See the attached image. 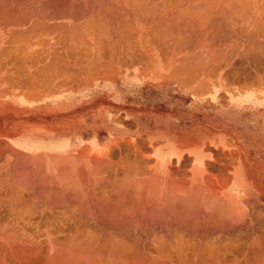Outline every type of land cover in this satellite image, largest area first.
I'll return each instance as SVG.
<instances>
[{
	"label": "bare ground",
	"instance_id": "obj_1",
	"mask_svg": "<svg viewBox=\"0 0 264 264\" xmlns=\"http://www.w3.org/2000/svg\"><path fill=\"white\" fill-rule=\"evenodd\" d=\"M258 26L264 27V0H0V89L12 92L20 104L24 94L81 91L137 72L139 63L142 66L157 56V44L172 40L181 45L189 39L205 38L211 31H219L223 43L241 40L242 47L246 45L244 40L249 42L245 47L249 53L259 45L253 48L252 44L264 38ZM226 48L220 52L227 57ZM218 56L220 60L221 54ZM214 67L215 71L219 69ZM185 69L192 72V68ZM127 144L129 154H133L132 144ZM134 147L141 151V147ZM48 148L43 144L30 155L13 151L12 160L8 159L13 170L10 185L6 183L11 173L6 175L4 169L8 168H2L6 177L1 183L6 181V188L3 184L0 187V264H264V243L259 239V244L254 245L257 237L249 232L251 225H246L245 216L230 204L225 207L222 201L215 209L216 192H212L215 210L208 212L209 208H205L206 199L213 195L211 189L209 197L203 198L207 202L203 214L208 210L206 215L215 211L214 216H219L214 219L212 215L213 224L208 225L205 220L196 222L193 216L186 218L189 213L199 216L202 212L199 201L197 205L194 201L202 195L200 191L194 199L193 193L187 198L185 192H176L182 182L171 185L174 177H164L158 168L159 171L149 170L151 163L143 161L140 151V157L135 152V159L125 154L121 161L113 162L108 157L110 152L107 156L87 157L77 151L68 152L66 144L53 145L49 152ZM127 159L132 160L131 165L124 169ZM8 160L2 165H7ZM23 167H27L25 172ZM169 174L173 176L172 171ZM238 223L242 224L238 228L244 232L242 238L250 233L245 237L250 243L242 239L245 246L242 244L241 249L239 245L236 249L231 246L237 245L233 238L240 237L234 234ZM199 230L200 233L189 232Z\"/></svg>",
	"mask_w": 264,
	"mask_h": 264
},
{
	"label": "crops",
	"instance_id": "obj_2",
	"mask_svg": "<svg viewBox=\"0 0 264 264\" xmlns=\"http://www.w3.org/2000/svg\"><path fill=\"white\" fill-rule=\"evenodd\" d=\"M256 29L264 31L262 26ZM215 32H209L207 38L201 39L200 36L195 41L189 39L182 46L172 40L165 41V47L160 44L162 47L159 48L160 45L157 44L154 46L155 51H158L157 56L142 66L139 63L137 72L100 82L101 85L98 83L81 91L40 95L37 93L35 96L24 94L21 105L12 92L0 89V100H3L0 101V163L10 158L12 160L14 152L30 155L32 152L37 153L36 149L43 144L49 147V152L53 145L59 143L66 144L70 148L68 152H78L77 154L87 157L93 154L107 156L110 152L108 157L117 162L125 157V152H130L124 147V144L130 143L134 152L131 154L132 158L135 159V152L138 154L140 151V148L134 147L137 145L141 147L139 154L147 153L145 155L150 158V162L153 161V166L165 176L170 175L169 172L176 164L186 166L197 180L200 189H196H211L210 192H216L215 194L217 191L221 192L222 198L232 208L243 211L246 225L249 223L252 226L256 222V225L259 223L258 225L263 226L264 38L259 39L261 43L258 41L252 44L253 48L259 44L256 50L247 53L245 47L247 48L249 42L244 40L243 44L246 45H241L242 47L241 40H224V44L220 40L219 31L216 35ZM226 44L231 47H223ZM225 48L227 57L220 52ZM218 60L225 62L219 63ZM183 64H193L198 69L200 66L199 70L194 67L199 73L195 72L192 65L188 67ZM214 66L219 69L215 71ZM180 67L184 70H180ZM185 68H192V72ZM209 71L213 73L209 75ZM13 101L18 103L13 104ZM139 154L138 157L141 156ZM11 160H8L7 165L0 164V187L2 184L6 186V181L1 182L7 173L11 174H8L9 183L7 181L6 184H11ZM2 168L8 169H4V172ZM222 177L224 178L219 181ZM262 226L261 237H264Z\"/></svg>",
	"mask_w": 264,
	"mask_h": 264
},
{
	"label": "rangeland",
	"instance_id": "obj_3",
	"mask_svg": "<svg viewBox=\"0 0 264 264\" xmlns=\"http://www.w3.org/2000/svg\"><path fill=\"white\" fill-rule=\"evenodd\" d=\"M126 145H127V146H126ZM124 147H125V148L127 147V150H129V151L131 152V149H130V147H128V144H124ZM130 152H125V154H127V156H129V155L131 156V154H129ZM140 154L143 155V157H144V154H142V153H140ZM145 157H147V158H145ZM145 157L143 158V161L145 162L146 160H148V161H146L147 163H146V162H145V163H146V164L151 163L150 160H149L150 158H149L148 156H145ZM130 159H131V157H130ZM130 159H127L126 161L124 160V164H123V166H125V165L128 166V164L131 165V161H132V160H130ZM140 159H141V158H140ZM138 160H139V159H138ZM141 160H142V159H141ZM141 160H140V162H141ZM143 161H142V163H144ZM126 162H127V164H126ZM143 165H144V164H143ZM149 165L152 167V169H151V167L148 166V165L146 166V168H145V166H143V167H144L145 169H147V170H148L147 167H150L149 170H151L152 172L158 170L155 166H153V163H151V164H149ZM126 166L124 167V169H126V168L128 169V167H126ZM141 166H142V164H141ZM175 166H176L177 169L175 168ZM179 166H180V167H179ZM141 168H142V167H141ZM141 168H140V169H141ZM179 168H181V169H183V170H181V169H179ZM173 169H174V171H173ZM173 169H171V170H172V174H173L172 177H171V175H167V176H164V177L167 178V177L169 176V177H168L169 179H172L173 177L176 178V180H175L174 178L172 179L175 183L172 182V180H171V185H174V184H175V186H177V184H179L180 181L182 182V183H180V184L178 185L179 187H177V189H176V187L174 186V188L176 189V192L179 191V192L181 193V195L183 194V192H185V193L187 194V195H186L187 198H189L190 196H193L194 194H196V196H197L198 194H200V193L202 194L201 196H200V195L198 196V199H199V200H198V199H196V200L194 199V198L196 197L195 195H194L193 198H192V199H194L195 203H196V201H197V202L199 201V204H198L199 207H198V208H199V210H202V212H200V215H199V216H198L197 214H196V215H193V214L189 213V214L186 216V218H187L188 216H191V217L193 216L192 218H193L196 222H200V223H201L202 221L205 220V222H206L208 225H212V224H213V222H212V215L214 216V212H215V211H212L213 214L211 213V215H210V213H208V215H206L208 210H207L206 212H204L205 214H203V210H205V209H203V208H204V205H206V203L208 202L207 204H208V205L210 204V205H209V207H208V205H207V207H205V208H207V209L209 208L210 211H208V212H211V209L215 210L216 207H218L217 205L220 204V201H222V203L224 202L223 204H226L225 207H227L228 202H227L225 199H224L225 201H223V198H222L221 192H220L219 194H216V195H218V196H215V195L213 194L214 192H213V193L211 192L213 195H212V197H211V195H209L210 198H208L209 196H208V194H207L209 191H204L203 193L200 191V193H199V190L196 189V188L198 187V185H197L198 183H197V180H196L195 176L191 173V171H190L189 169L185 168V166H184V168H182L181 164H180V165H179V164H176V165H174ZM26 170H27V167H25V169H24V167H23V171L25 172ZM141 170H143V168H142ZM158 171H159V170H158ZM185 171H187V172H185ZM177 173H180V174H177ZM185 173H186V175H185ZM188 173H189L190 175H189ZM152 174H154V173H152ZM178 175H179V176H178ZM181 175H182V176H181ZM187 175H188V176H187ZM170 177H171V178H170ZM179 177H180V178H179ZM186 177H187V178H186ZM185 178H186V179H185ZM188 178H189L190 181L188 180ZM181 179H182V180H181ZM184 179H185V180H184ZM168 181H170V180H168ZM183 181H185V182H183ZM177 182H178V183H177ZM176 183H177V184H176ZM185 183H186V185H185ZM181 184H182V185H181ZM180 186H181L182 188L184 187V189H182ZM178 188H181V189L178 190ZM190 189H191V190H190ZM189 190H190V191H189ZM190 193H193V195H191ZM209 193H210V192H209ZM189 194H190V195H189ZM188 195H189V197H188ZM204 195H207V197H205V198H208V199H206L207 202L205 201L206 203L203 201ZM214 196L216 197L215 199H216L217 202L214 201V200H215V199L213 198ZM220 197H221L222 199H221ZM196 198H197V197H196ZM205 198H204V199H205ZM219 198H220V199H219ZM212 199H213V201H212L213 203L210 201V200H212ZM218 199H219V200H218ZM189 200H191V199H189ZM201 200H202L204 203H201V202H202ZM194 201L192 200V202H194ZM209 201H210V202H209ZM214 202H216V203H218V204L215 203V204H216V206H215ZM222 203H221V204H222ZM202 204H203V205H202ZM212 204H213V206H212ZM221 204H220V205H221ZM196 205H197V203H196ZM201 205H202V206H201ZM214 206H215V209H214ZM223 206H224V205H223ZM223 206H222V207H223ZM201 207H202V208H201ZM219 207H220V206H219ZM222 207H221V208H222ZM231 207H232V206H231ZM233 208H234V207H233ZM233 208H232V209H233ZM234 209H235V211L239 212V213L242 214V216H243V211H242L241 209H240V210L237 209V208H234ZM202 215H204V216H202ZM215 215H216V216H219V215H217L216 213H215ZM201 216H202V217H201ZM216 216H214L213 218L215 219ZM191 217H188V219L191 218ZM197 217H198V218H197ZM208 217H209V218H208ZM25 218H26V216H25ZM184 218H185V217H184ZM186 218H185V219H186ZM202 218H203V219H202ZM207 218H208V219H207ZM198 219H199V221H198ZM217 219H218V217H217ZM248 219H250L249 216H248ZM208 220H211V221H209L210 223L208 222ZM211 223H212V224H211ZM193 225H194V223H193ZM248 225H249V224H248ZM252 225H253V227H254V223H253ZM239 226H242V224H239V223L236 224V228H237V230H238V228H240ZM263 226H264V224H263ZM253 227L251 226L250 229H251L252 231L249 230V232H250V233L252 232L251 234H252L253 236L255 235V237H257L258 239L256 238L257 240H256V239L253 240L255 243L252 242V240H251V243H252V244L254 243V245L257 243V245H258L259 242H260L259 239H261V243L263 244V243H264V237L259 238V237H260L259 235H260L261 231L259 232V230H257V227H258V226H256V225H255L256 228L254 227V228H255V229H254L255 231L253 230ZM210 229H211V227H210ZM237 230H236V231H237ZM260 230H261V229H260ZM208 231H210V230L208 229ZM236 231H235L234 234H236V235H240V237L233 238L232 242H236L237 245H235V243H234V244L231 243V246H232V248H235V249H236V247H239V246H240L239 249H241V247L243 248V247L245 246L246 243H247V244L250 243V240L248 241V238L245 239V237L249 236L250 233H249V235H247L248 233H245L247 236L245 235V237L242 238L243 235H244V232H243V231H240V230H238L237 232H236ZM184 232H185V233H188V231H184ZM189 232H191V233H193V232H195V233H200V230H199V231H189ZM201 232H202V231H201ZM227 232H228V231H227ZM227 232H224V233H227ZM229 232H230V231H229ZM238 232H239V233H238ZM253 232H254L255 234H253ZM256 232H257L258 234H256ZM263 232H264V230H263ZM222 233H223V232H222ZM222 233H221V234H222ZM224 233H223V234H224ZM188 234H189V233H188ZM218 234H219V233H218ZM227 234H228V233H227ZM257 235H258V236H257ZM241 236H242V237H241ZM185 238H186L187 240H189V238H187V236H186ZM234 239H235V240H234ZM242 239H243L244 241H243ZM242 241H243V243H245V244H243ZM230 242H231V241H230ZM230 242H229V243H230ZM240 242H241V243H240ZM242 244H243L244 246H242ZM234 245H235V246H234ZM238 245H239V246H238ZM249 245H250V244H249ZM257 245H256V246H257ZM263 245H264V244H263ZM254 248H255V247H254ZM237 249H238V248H237Z\"/></svg>",
	"mask_w": 264,
	"mask_h": 264
}]
</instances>
